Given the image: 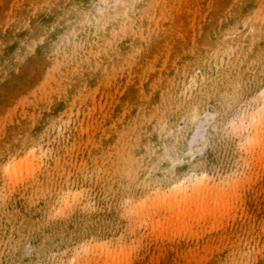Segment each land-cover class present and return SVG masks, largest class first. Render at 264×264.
I'll return each mask as SVG.
<instances>
[{
    "label": "rangeland",
    "instance_id": "obj_1",
    "mask_svg": "<svg viewBox=\"0 0 264 264\" xmlns=\"http://www.w3.org/2000/svg\"><path fill=\"white\" fill-rule=\"evenodd\" d=\"M55 1H0V62L3 63L0 65V143L8 140L13 144L18 139L31 137V129L39 125L46 106L44 94L56 105L51 112L54 129L44 133L41 141L53 165L50 180L39 182V172H33L28 183L10 184L0 173V192L10 194L13 187L17 190L12 198L0 201V224L6 216L9 227L16 228L14 232L20 229L15 221L23 212L24 201L32 198L31 203H39L44 195L50 198L47 208L28 221V231L19 244L12 248L8 233L0 232V264H69L73 254H78L75 264L93 261L135 264L140 255H144L141 264H176L182 260L195 261L193 264H264L263 147L246 151L234 130V123L241 121V116L257 109L260 93L264 92V50L244 57L257 63L235 77L241 57L238 39L252 41L262 35L264 16L253 15L246 23H239L235 33L221 37L229 42L225 49L220 48L200 65L192 64L196 82L191 88H183L182 77H178L182 71L172 72L175 80L170 95L160 101L150 97L144 101L147 106L155 100L159 103V124L162 122L155 131L151 126L144 130L146 145L155 134L163 142L153 151L159 154L152 164L153 172L142 165L141 174L133 178L121 167V162L126 155L141 151L137 144H129L131 138L138 140L139 129H133L132 137L118 131L124 115L134 112L131 103L142 101L135 96L137 80L131 77L133 68L110 63L104 72L91 78L88 88L74 92L76 102L71 105L69 101L55 100L48 89V78L54 75L65 78L66 62L86 44L89 25L104 13L106 5H110L108 2L92 0L89 7L83 5L79 11L82 21L72 22L64 12L67 20L57 26V32L43 35L25 58L20 57L13 64L4 60V53L8 51L5 40L13 35L3 31L2 23L11 26L15 21L17 26H22V32L40 27L47 30L60 16V7ZM74 1L83 4L85 0ZM261 6L262 0H259L258 8ZM241 7L245 12L244 6L236 5L233 0H161L162 14L156 12V16H163L171 43L165 49V38L162 39L157 56L156 52L149 53L154 44L148 40L144 54L134 67L142 71L141 66L173 56L174 48L185 42V31L195 32L201 27L207 35L204 42L210 44L219 13L228 9L238 10L236 14H239ZM215 86L219 87L215 94L196 105L200 114L206 111L196 120L197 110L191 105ZM175 101L183 102L182 109L177 110ZM171 111H178L177 119L166 117ZM130 114L138 117L136 113ZM164 149L170 151L171 158L177 157L174 165L171 158H163ZM175 170L186 179L191 172L206 173L212 183H218L217 190L230 186L233 192L227 202L234 206L233 212L217 215L219 212L214 210L208 216L206 211L210 207L203 208L201 213L192 208L181 216L167 212L155 198L156 191L168 184L163 178H171ZM129 177V182L124 183ZM189 183L187 180L186 184ZM70 193L80 197L72 208L65 204ZM243 195L245 198L240 199ZM153 198L155 208L158 207L154 215L149 213ZM136 199L147 200L146 205L141 204L144 212L137 214L138 217L131 214L126 204ZM84 203L87 205L82 209ZM46 226L53 237L43 233ZM101 245H104L102 255L98 251ZM84 247L89 250L83 252ZM10 248L15 250V255ZM108 249L114 251L109 262L106 260ZM193 253L200 257H184Z\"/></svg>",
    "mask_w": 264,
    "mask_h": 264
},
{
    "label": "bare ground",
    "instance_id": "obj_2",
    "mask_svg": "<svg viewBox=\"0 0 264 264\" xmlns=\"http://www.w3.org/2000/svg\"><path fill=\"white\" fill-rule=\"evenodd\" d=\"M258 1L233 0L236 5L244 6V10L246 11L242 12L243 7H241L239 10L241 13L239 14H236L238 10L234 12L228 9L219 13V22L216 27H213V32L209 38L210 44L204 42L207 35H204L205 31L201 30V27L195 32H192V30L185 31V42L181 47L174 48L173 56L168 57L165 61L163 59H156L153 64L141 66L140 69L142 71H138L134 66H136L138 58L144 54V48L147 43L152 42L154 44L153 48L151 45L149 53L154 54L156 52L157 56L161 49L162 39L165 38V49L171 43V39L169 38L170 32L165 27L163 16L159 18L156 16V12H159L160 15L162 14L161 0H99L102 3L108 2L110 5H106L104 13L97 16L95 22L89 25L86 44L81 45L74 51L70 61L66 62L65 78L62 75L61 77L54 75V78H48L47 80L50 81L48 85L50 88L48 89L55 100L69 101L71 102L70 105L75 104L74 92H77L79 88H88L91 78L104 72L103 69L110 63L111 65L117 63L121 68L132 67L134 72L131 77L137 80V94L135 96L142 98V101L140 99L131 103L134 112H127L124 115L123 124L120 123L118 131L125 132L131 136L133 129L138 128L139 133L136 134L138 140L136 141L131 138L129 144H137L141 151L137 155H126L124 161L121 162V167L127 169L133 178L141 174L140 168L142 165L147 167L148 172L151 173L153 172L152 164L156 159V155H159L153 153V151L158 150L157 145L161 144L163 140L159 134H155L150 139V143L147 142L146 145L143 133L148 126L153 127L154 131L157 130V127L162 125V122L159 124V118L161 117L159 103L155 100L151 105L147 106L145 100L150 97L159 99L160 101L167 94L170 95V89L173 87L175 80L174 76L171 75L172 72L176 74L182 71L183 74L178 77H182L183 88H191L196 82L192 64L200 65L203 59H207L211 54H216L220 48L225 49L229 42L223 41L221 37L231 32L235 33L239 23H246L253 15L264 16V0H262L261 9L258 8ZM91 2L92 0H85L82 1L83 4H80L74 0L55 1L54 4L60 7V16L50 23L52 26L50 28L48 27L47 30L40 27L38 30L33 29V31H30L31 28H29L26 31L30 33H26V31L22 32L20 30L22 26H17L15 21L11 26L10 24L6 23L5 25V23H2L3 31L13 35V37H7L5 40L8 51L4 53L6 54L4 60L9 64L17 63L20 57L25 58L28 55V52L39 43L43 35L46 36V33L52 32L55 34L57 32L55 31L57 26L67 20L64 12L68 13L69 20L72 22L75 20L82 21V19H79L81 17L79 11H82L81 7L83 5L84 7H89ZM242 36L243 34L240 35V37ZM148 40L150 41L148 42ZM251 40L238 39V42H241V44H238L241 57L239 56L238 71L235 73V77L241 74L245 68L254 67L253 64L257 63L253 59H244V57L248 56L249 53L259 54L264 50V33L259 35L256 40ZM243 41H245V44H242ZM0 65H3V63L0 62ZM64 81L67 83L65 86L61 84ZM218 88V86H215L207 90L206 94L197 97L195 103L191 105L192 109L197 110L195 113L196 120H199L206 114V111L204 114H200L196 105L200 101H203L205 97L215 94L214 91ZM44 97L46 106L42 112L41 119L38 120L39 125H34L31 129V137L28 140L18 139L13 144L9 143L8 140L0 143V173L6 177L10 184H16L17 182L22 184L28 183L34 175L33 172L35 174L39 172V182L48 181L52 177L53 165L49 163L47 159L48 153L41 145V141L44 133H49L54 129L55 120L51 116V112L56 105H54L53 100L49 96L44 94ZM259 98L260 101L257 109L248 115L241 116V121L239 120L234 123V130L238 132L240 140L242 141L241 143L246 147V151L248 149V152H251L262 145L264 154V92L260 93ZM175 104L177 110L182 109V101H175ZM130 113H136L138 119ZM169 115L172 120H175L179 114L178 111H171L167 113L166 117ZM165 150H163V158H171L170 151ZM176 160L177 157L171 158V163L174 165ZM187 178L184 175L182 176L177 170L173 171L171 178L167 176L163 178L164 182L167 181L168 184L157 189L155 198L160 201V205L167 212L171 211L181 216L182 213L191 211L192 208L196 209V213L199 211L201 213L205 207H210L206 211L208 216L212 215L215 212L214 210L219 212L217 215L233 212L234 206L232 203L227 202L233 192L230 186L222 190H217L218 183H212L206 173L193 174L191 172L187 174ZM129 179L130 177L126 178L124 183L127 184ZM187 180L190 182L189 184H186ZM43 191L41 189L42 193ZM15 194H17V190L14 187L10 189V194L2 193L1 191L0 201L1 199L12 198ZM74 194L70 193L66 196V207L72 208L78 204L77 201L80 197L76 196L77 193ZM244 198V195L240 197V199ZM31 200L32 198L24 201L23 212L16 217V225L20 226L18 231L14 232L16 228L12 229L9 227V221L6 216L2 218L4 223L0 224V232L1 234L8 233V239L11 241L12 248L21 242V239L28 231V221L38 217L39 215L36 214L42 209L47 208V204L50 203L49 196L46 197L45 195L41 197L39 203L35 201L31 203ZM150 201L152 210L149 213L154 215L158 207L155 208L154 198L153 201ZM223 202L224 205L221 206ZM146 203L147 200L142 202L140 199L133 200L132 203L126 201L129 211L135 217H138L137 214L140 215L144 212L141 204L146 205ZM85 205L87 203H84L81 208L84 209L86 207ZM165 218L167 219L168 217L166 216ZM43 233L50 234L51 237L54 236L52 232H49V227ZM103 247L104 245H101L98 248L101 255L103 254ZM12 248H10L11 251H13ZM88 250L89 248L84 247L82 251L86 252ZM13 252L15 255V250ZM13 252L11 253L13 254ZM73 255L69 264H75L78 259V254ZM113 256L114 251L108 249L106 260L109 262ZM196 256L200 257V254L193 253L184 255L186 259ZM143 259L144 255H140L135 264H141ZM194 262L192 260H182L181 262L177 261L176 264H193ZM88 264L100 263L93 261Z\"/></svg>",
    "mask_w": 264,
    "mask_h": 264
}]
</instances>
